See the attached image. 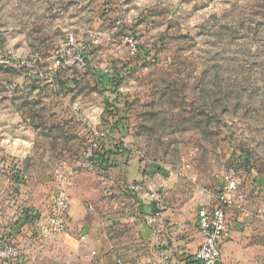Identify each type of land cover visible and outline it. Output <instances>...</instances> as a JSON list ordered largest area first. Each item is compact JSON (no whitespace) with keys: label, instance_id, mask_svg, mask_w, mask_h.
<instances>
[{"label":"rangeland","instance_id":"1","mask_svg":"<svg viewBox=\"0 0 264 264\" xmlns=\"http://www.w3.org/2000/svg\"><path fill=\"white\" fill-rule=\"evenodd\" d=\"M68 34L83 69L66 63ZM93 127L130 154V172L77 167ZM230 166L243 223L264 228V0H0V237L54 264L94 258L72 244L82 234L107 236L121 258H170L171 233L195 221ZM59 172L70 225L48 240L38 225ZM141 202L160 224L153 244Z\"/></svg>","mask_w":264,"mask_h":264},{"label":"built area","instance_id":"2","mask_svg":"<svg viewBox=\"0 0 264 264\" xmlns=\"http://www.w3.org/2000/svg\"><path fill=\"white\" fill-rule=\"evenodd\" d=\"M75 43L74 35L68 34L66 45L73 47ZM128 43L135 51L132 38H129ZM66 63L77 69H83L87 64L82 52L74 47L66 52ZM89 131L91 137L77 167L100 170L105 166V163L108 164L102 160V146H106L108 134L106 130L94 127ZM113 147L118 149L116 146ZM54 180L57 184L55 197L48 206V216L44 223L38 225V232L48 240L64 234L68 226L69 176L59 172L55 174ZM221 182L220 189L212 194L211 201L201 204L196 212V226L201 234V241L192 258L194 264H219L221 244L231 236V230L227 223V217L231 210L240 211L246 218L251 215L244 205L242 195L238 192V171L234 166L228 167L223 172ZM131 189L138 191L140 186L133 184ZM81 240H84V236H81ZM23 258L24 254L17 244H14L9 237H0V262L21 261ZM114 264H124V262L120 257H116ZM259 264H264V258Z\"/></svg>","mask_w":264,"mask_h":264},{"label":"crops","instance_id":"3","mask_svg":"<svg viewBox=\"0 0 264 264\" xmlns=\"http://www.w3.org/2000/svg\"><path fill=\"white\" fill-rule=\"evenodd\" d=\"M114 156L120 159L113 162L115 171H123L124 174V172L127 173L132 170L131 164L126 160L130 156L127 151L120 157L119 155ZM134 173L136 178L139 177L141 179L142 174H138L135 168ZM250 180V189L253 188L256 192L260 188H263L260 186L262 178L255 177V174H253ZM238 190L243 198L247 197L240 190V186ZM202 201L198 207L203 203L209 202L205 201V199ZM139 208L140 214L144 219L149 218V221L155 219L152 224L149 222L143 223L140 230L142 238L145 241H151L153 244L155 242L156 230L160 227L158 218L156 219L157 216L155 218L152 216V207L148 202H141ZM23 215L25 216V214L21 216ZM246 219L248 218L244 217L238 210L233 209L229 212L227 223L231 230V236L221 244L219 264H259L261 262L264 256V228L259 223H243ZM69 225L70 223H68V227ZM22 227L25 226L23 225ZM171 234L175 235L171 239V245L176 249L174 251H172V248L170 249V258H166V256L158 258H121L120 254L115 251L111 242L106 238L107 236H104V238L90 239L88 234H82L84 240H81V236H79L73 240L72 244L77 249L83 248V250H87L94 258H60L58 264H114L116 257H120L124 264H194L190 262L201 241V234L198 232L196 219L191 225L185 226L181 230L173 231ZM15 237L21 236L17 233ZM159 241H161L160 245L164 243L162 239ZM18 246L24 254L23 260H8L0 262V264H54V258H38L36 254L37 250L32 249L35 247L33 244L29 246V244L19 243ZM176 255L179 258H176Z\"/></svg>","mask_w":264,"mask_h":264},{"label":"trees","instance_id":"4","mask_svg":"<svg viewBox=\"0 0 264 264\" xmlns=\"http://www.w3.org/2000/svg\"><path fill=\"white\" fill-rule=\"evenodd\" d=\"M118 129H120V130H118V131H117V129H114V130H116V132L122 133L124 135V133H123L124 131L122 130V127L120 126ZM116 132H114V133L116 134ZM102 149L103 150L106 149V150L109 151V152L105 151V153L102 154V160H105L108 164H111L112 162H114L116 160H120L119 158H115L114 155H119V157L124 155V153L123 154L121 153L122 150H119V149H117L115 147L112 148V149H109V148H107L106 146L103 145ZM29 213H31V212H29ZM24 214H25V216L24 215L22 216L23 220H21V222H20L21 225H23L24 223L27 222V220H26L27 217L26 216L28 215V211L26 210ZM28 219H29V217H28ZM190 263H194V261L191 260Z\"/></svg>","mask_w":264,"mask_h":264}]
</instances>
